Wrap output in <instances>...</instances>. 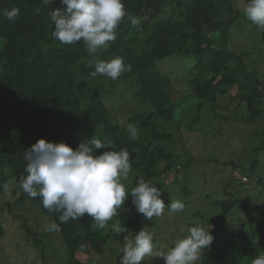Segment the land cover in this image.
<instances>
[{
    "label": "trees",
    "instance_id": "1",
    "mask_svg": "<svg viewBox=\"0 0 264 264\" xmlns=\"http://www.w3.org/2000/svg\"><path fill=\"white\" fill-rule=\"evenodd\" d=\"M123 3L127 12L140 20L139 26H131L125 17L117 28L116 40L90 56L82 42L64 45L52 38L54 26L49 10L66 7L60 0L49 6L42 0H0V9H20L15 22L0 15V197H12L0 209V240L6 235L1 219H5V212L15 216L13 210L30 200L59 225L57 233L68 254L66 264H90L95 256L103 254L108 236H100L87 214L61 224L58 213H49L39 198H30L23 192L20 179L26 175L24 153L38 140L65 143L75 150L81 141L93 136L110 138L115 150L129 151L130 176L146 181L162 176L163 181L175 175L178 155L174 153L177 134L173 130L182 119L184 112L180 110L185 98L175 100V81L162 74V64L158 68L159 63L174 56L194 62L186 68L194 76L191 97L211 102L215 112L218 97L232 91L236 95L232 100L240 98L247 109V125L264 117V75L259 74L254 63L245 60L247 54L230 49L234 36L231 32L240 33L245 25H254L243 13L246 0ZM116 56L123 57L131 70L117 80L90 76L94 69L87 65L94 58L110 60ZM128 90L131 101L150 108L148 114H136L128 120V124L138 126L135 140L122 130L123 126L116 122L120 117L111 110L113 106L121 109L129 105L123 95ZM178 136L182 137L180 133ZM258 138L264 139V135ZM105 150L110 149L96 150V154ZM263 151L261 140L255 152ZM248 163L253 173L261 165L255 160ZM259 181L264 187V180ZM235 193H226L229 199L217 202L222 210L210 228L214 241L204 249L198 264H251V259L264 253V216L251 217L235 234L220 233L219 223L228 211L238 207L248 213V201ZM27 231L31 234L28 228ZM81 245H85L84 251Z\"/></svg>",
    "mask_w": 264,
    "mask_h": 264
},
{
    "label": "rangeland",
    "instance_id": "2",
    "mask_svg": "<svg viewBox=\"0 0 264 264\" xmlns=\"http://www.w3.org/2000/svg\"><path fill=\"white\" fill-rule=\"evenodd\" d=\"M239 31L240 33L231 32V36H234L230 39V49L239 54H247L245 60L251 62V65L254 63V68L259 70L260 75H264V29L256 25H245ZM260 54L261 58L258 57ZM182 60L180 56H174L158 65L160 69L162 64L163 75L175 81V100L178 97L185 98L182 105L184 109L180 110L184 112L182 119L175 124L176 130H173L177 134L174 136L177 141L174 153L178 155L174 171L176 174L168 175L163 181L161 176L150 182L161 190V199L166 206L172 199L183 202L185 208L183 212L170 213L166 207L161 217L147 220L136 211L132 197L129 196L118 210L117 216L108 222L107 228L101 230L94 227L101 237L108 238L105 239L103 254L95 256L90 264H118L122 255L123 237L130 233L135 234L145 227L152 232L155 246L167 251L174 246L175 240L187 235L188 227L197 223L205 228L212 226L222 210L217 202L229 199L226 193L236 195L237 192L241 199L248 201L249 210L245 213L242 208L235 207L228 211L219 223L221 235L235 234L243 229L247 220L251 221V217L264 216V187L259 181L264 180V151L259 154L255 152L260 141L264 142L263 138L256 139L257 136L264 135V117L254 125H247V109L241 104L240 98L232 100L236 96L232 91L229 95L218 97L215 112L211 102L191 97L194 95V76L186 68L192 67L194 62ZM249 69L252 67L249 66ZM123 95L128 98L129 105L121 109V106L119 109L113 106L111 110L120 117L121 120L116 122L127 132L129 118L136 114H148L150 108L147 106L144 109L131 101L128 97L129 90ZM224 118L229 121H224ZM253 160L261 161L256 173L248 168V161L251 164ZM231 163H236V167ZM245 177L248 182L243 180ZM137 179V175L133 177L129 174L127 181L122 182L130 192ZM241 182H244L243 185ZM10 198L12 197H0V209L4 202L11 201ZM13 211L17 218L14 215L10 217L7 212L5 219L3 216L1 218L4 220L6 235L0 240V264L68 262L67 250L61 236L57 232L45 231L46 226L53 222L36 205L26 200L22 208L16 207ZM117 222L124 229L120 235L112 231L111 227ZM34 239H37V243H34ZM141 264H164V261L162 258L146 257Z\"/></svg>",
    "mask_w": 264,
    "mask_h": 264
},
{
    "label": "clouds",
    "instance_id": "3",
    "mask_svg": "<svg viewBox=\"0 0 264 264\" xmlns=\"http://www.w3.org/2000/svg\"><path fill=\"white\" fill-rule=\"evenodd\" d=\"M42 2L49 6L54 0ZM60 4L66 7L49 10L54 26L52 38L64 45L82 42L90 56L107 49L116 40L117 28L125 17L133 27L140 24L138 18L127 12L123 0H60ZM243 13L252 24L264 29V0H246ZM0 15L15 22L20 9H0ZM87 67L94 69L90 71L92 78L102 76L111 80H117L125 71L131 70L120 56L110 60L94 58ZM138 131L136 124H127L132 140L137 138ZM100 149L110 150L96 154ZM24 160L26 175L21 177L20 187L30 198H39L49 213H58L61 224L80 220L87 214L94 221L93 227L103 230L129 196L136 211L147 220L161 217L166 207L170 213L183 212L185 208L183 202L172 199L166 206L161 199V190L143 178L138 179L129 192L122 181H127L132 172L130 153L126 148L115 150L110 138L93 136L81 141L75 150L65 143L40 139L24 153ZM244 181L248 182V179ZM111 227L117 235L124 232L119 222ZM210 227L205 228L200 223L188 227L187 235L175 240L174 246L167 251L157 248L152 232L147 227L142 228L123 237L118 264H141L146 257L162 258L164 264H198L204 249L214 241ZM45 231L59 232L60 227L53 222ZM84 249L85 245H81V251ZM251 264H264V253L251 259Z\"/></svg>",
    "mask_w": 264,
    "mask_h": 264
},
{
    "label": "built area",
    "instance_id": "4",
    "mask_svg": "<svg viewBox=\"0 0 264 264\" xmlns=\"http://www.w3.org/2000/svg\"><path fill=\"white\" fill-rule=\"evenodd\" d=\"M244 180H246V179H244Z\"/></svg>",
    "mask_w": 264,
    "mask_h": 264
}]
</instances>
